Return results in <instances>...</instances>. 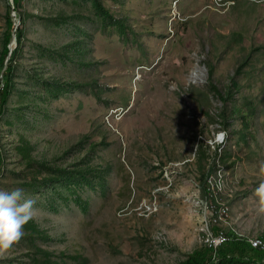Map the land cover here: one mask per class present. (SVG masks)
<instances>
[{"label": "rangeland", "instance_id": "rangeland-1", "mask_svg": "<svg viewBox=\"0 0 264 264\" xmlns=\"http://www.w3.org/2000/svg\"><path fill=\"white\" fill-rule=\"evenodd\" d=\"M99 2L107 16L93 0H21L11 15L24 35L10 43L0 190L35 201L37 232L24 227L0 264H180L214 234L200 176L218 158L215 225L263 239L264 0ZM9 7L0 0V58Z\"/></svg>", "mask_w": 264, "mask_h": 264}, {"label": "trees", "instance_id": "trees-1", "mask_svg": "<svg viewBox=\"0 0 264 264\" xmlns=\"http://www.w3.org/2000/svg\"><path fill=\"white\" fill-rule=\"evenodd\" d=\"M93 1H94V4H93L94 8L97 9L103 15L107 16L108 12H106L107 10H105L102 7L99 0H93ZM260 1H263V0H260ZM13 4H14V10L11 7H9L7 11V18H8L7 27L8 28H7L5 37H4V47L1 52L2 54L0 58V76H1L0 77V117L3 116L6 110L7 104L9 102V99L11 97V94L13 93L14 88H15V82H14L15 76L14 75H15L16 67L13 64H14L15 56L17 55L18 52L17 50L13 51L11 55V59L8 62V65L5 66L6 60L9 55V51H10L9 45L11 41L13 40L14 35L16 36V40L18 44H21V42L23 41V35H24L22 28H19V27L16 28L14 19L11 17L12 13L15 12L17 8L20 7L21 0H13ZM212 69H213L212 67L208 68L210 79L212 77ZM239 73H240V69L238 68L237 74ZM210 79H209V86L211 89L210 91L216 94L224 102H226V100L223 98V96L221 95L217 87L210 81ZM232 87L237 89L234 79L231 82V88ZM230 90L231 89L229 88L228 91L230 92ZM227 96L228 98H230V93ZM246 103L249 104V101H246ZM226 111L227 110L225 108L221 116L223 123L225 125H227L226 124L227 122ZM227 113L239 115L241 119V123L243 124V127H245L246 129L249 128L248 127L249 120H247V117H246V114H244L243 108L234 107L232 105L230 111H227ZM199 134L204 135V130H200ZM197 136H198V132L195 133V137ZM198 148H199V153L197 156L198 157L197 160L201 161L202 158H206L205 153H206V148H207L205 144L203 143V140L198 142ZM29 149H30L29 147H24L23 149H20V153L23 156L25 165L28 168L33 169L34 166L36 165V161L32 158ZM3 152L4 150L2 149L0 145V176H2L3 165H4ZM42 166L43 167L41 168V170H38L35 172V175L37 178H39L42 175V171L46 168V165H42ZM209 166H210V170L206 169V175H205L206 180L210 172L212 171V173H214L217 169L215 163L213 162ZM59 173H63V175L64 174L67 175V173L63 171H59ZM200 177L202 179V195L204 196L205 195L204 173L201 174ZM35 181H37V179H35ZM24 227H25L26 233L36 234L37 232V229L35 228L34 225H32L31 221H29ZM212 231L215 235H218L220 231H222V229L220 227L214 226L212 227ZM214 234H213V237H214ZM222 234H226V233L222 232ZM226 235L230 238V240L224 243L218 249H214L212 246L205 244V243L201 244L192 253H190L185 260L181 261L180 264H264V251L263 250L260 249V250L255 251L256 249L252 247L249 240L241 238V236L236 234L234 231H229ZM263 239H261V241H264ZM48 263L45 261V264H48Z\"/></svg>", "mask_w": 264, "mask_h": 264}, {"label": "clouds", "instance_id": "clouds-1", "mask_svg": "<svg viewBox=\"0 0 264 264\" xmlns=\"http://www.w3.org/2000/svg\"><path fill=\"white\" fill-rule=\"evenodd\" d=\"M261 171H264V163L261 164ZM257 191L264 195V184ZM23 197L20 188L0 190V249H8L17 243L23 236L24 226L34 217L35 201Z\"/></svg>", "mask_w": 264, "mask_h": 264}, {"label": "built area", "instance_id": "built-area-1", "mask_svg": "<svg viewBox=\"0 0 264 264\" xmlns=\"http://www.w3.org/2000/svg\"><path fill=\"white\" fill-rule=\"evenodd\" d=\"M209 175H212V171L210 172ZM204 187H205V195L203 196V206H206L207 220L209 226L211 225L210 232L213 233L212 227L216 226L215 222L213 221V214L215 213V205L213 204V189L211 183H206V178L204 180ZM229 240L230 238L226 234H222V232L220 231L218 235L214 234V244L212 247L214 249H218L220 246H222L224 243L228 242Z\"/></svg>", "mask_w": 264, "mask_h": 264}, {"label": "bare ground", "instance_id": "bare-ground-1", "mask_svg": "<svg viewBox=\"0 0 264 264\" xmlns=\"http://www.w3.org/2000/svg\"><path fill=\"white\" fill-rule=\"evenodd\" d=\"M221 139H219L217 142H223L224 140H223V135H221ZM219 160V158L217 159V160H215L213 163H215V165H216V171L214 172V173H212V174H215V175H217L218 174V172L220 171V170H223V173H224V169L225 168H223V166H222V164H220V162L218 161ZM210 175H208V177H209ZM207 177V178H208ZM224 178H225V176H224ZM215 179V178H214ZM218 193V192H217ZM222 205V204H221ZM225 209V208H224ZM264 240V239H263ZM209 243H210V246H213V244H214V237H213V235H212V237L210 238V241H209ZM250 244L252 245V247L254 248V249H256V250H263L264 251V241H261V240H251L250 241Z\"/></svg>", "mask_w": 264, "mask_h": 264}, {"label": "water", "instance_id": "water-1", "mask_svg": "<svg viewBox=\"0 0 264 264\" xmlns=\"http://www.w3.org/2000/svg\"><path fill=\"white\" fill-rule=\"evenodd\" d=\"M13 38H15V40H16V36L14 35L13 36ZM9 55H8V57H7V60H6V65H8V62H9V60H10V58H11V55H12V52H13V48H12V45H10L9 46Z\"/></svg>", "mask_w": 264, "mask_h": 264}]
</instances>
